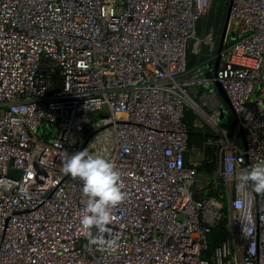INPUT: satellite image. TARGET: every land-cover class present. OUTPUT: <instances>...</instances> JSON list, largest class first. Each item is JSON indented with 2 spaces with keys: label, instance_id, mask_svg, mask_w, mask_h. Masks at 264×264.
<instances>
[{
  "label": "built area",
  "instance_id": "1",
  "mask_svg": "<svg viewBox=\"0 0 264 264\" xmlns=\"http://www.w3.org/2000/svg\"><path fill=\"white\" fill-rule=\"evenodd\" d=\"M210 1L0 0V264H264V194L237 187L264 161V0H232L217 63ZM190 125L209 126L202 185ZM78 151L121 175L115 250L79 225Z\"/></svg>",
  "mask_w": 264,
  "mask_h": 264
},
{
  "label": "clouds",
  "instance_id": "2",
  "mask_svg": "<svg viewBox=\"0 0 264 264\" xmlns=\"http://www.w3.org/2000/svg\"><path fill=\"white\" fill-rule=\"evenodd\" d=\"M61 171L72 178L83 182V195L86 205L78 215L79 225L83 234L92 244H99L108 250L118 247V240L104 239L108 225L113 222L112 210L122 203L126 197L124 184L115 165L99 155L78 151L62 157ZM238 189L249 185L254 192L264 194V161L252 165L241 172L238 177ZM97 230L96 235L92 229Z\"/></svg>",
  "mask_w": 264,
  "mask_h": 264
},
{
  "label": "rangeland",
  "instance_id": "3",
  "mask_svg": "<svg viewBox=\"0 0 264 264\" xmlns=\"http://www.w3.org/2000/svg\"><path fill=\"white\" fill-rule=\"evenodd\" d=\"M228 1L229 0H211L208 6V9L205 12V15L203 16V18L200 21V30L201 33H203V35L207 32L208 28H213L214 29V33L215 36H213L214 40H215V46H216V42L219 41L220 39V34L222 31V21H224V16L226 14L227 8H228ZM221 11V13H219ZM230 31V30H229ZM229 40H232L234 37V34L229 32ZM201 35V34H199ZM202 48L203 51L206 52V44H202ZM190 90V89H189ZM214 91L217 93V97L219 99V106L221 108V110L225 113L226 116V124L222 123V125H224L225 127H229L230 122L233 121L234 119V114L230 108V106L225 102V100L223 99V97L221 96V92H220V87L216 84L214 87ZM190 111L187 113V117H191L194 118V111L189 108ZM97 114L92 112L90 113V116L94 117ZM197 117V116H196ZM190 119V120H191ZM209 126L206 125L204 126L202 129L199 130V132L201 133V135L203 136V131H205ZM212 131V130H211ZM213 132V131H212ZM199 134H192V136H190V142L191 144L194 145V158L196 161H201V159H203L204 155L203 153L205 152L207 146H205V144L203 143L204 139L201 140ZM241 135V133H240ZM242 136V135H241ZM10 175L14 176V177H18L17 172H13L12 170L9 171ZM205 172H203V169L200 170L199 173V180L198 183L199 184H203V178H204ZM210 175V174H209Z\"/></svg>",
  "mask_w": 264,
  "mask_h": 264
},
{
  "label": "trees",
  "instance_id": "4",
  "mask_svg": "<svg viewBox=\"0 0 264 264\" xmlns=\"http://www.w3.org/2000/svg\"><path fill=\"white\" fill-rule=\"evenodd\" d=\"M219 13H221V11ZM224 18H225V16H224ZM223 22L224 21H222L221 27H223ZM197 34H201L200 26L197 27ZM219 43H220V39H219L218 42H216V51H217V48H218ZM186 56H187L188 64H190V61L191 60L193 61V58H194L193 57V54H192V52H191L190 49H188ZM189 129H190L189 130L190 131V136H192V134H199V135H201V133L199 132V130L198 129H194L191 125L189 126ZM190 136H189V142H190ZM204 138H205L204 135L203 136L202 135L200 136V139L201 140H203ZM204 153H205V156H206L205 160H202L201 162H199L196 165V168L198 170L207 169L209 171H212L214 169L213 160H212V158H213V156H212V149L209 148V147H207ZM209 159H211V161H208ZM224 233H225V227H224V221H223L221 223V225L215 230L214 240H217L218 238L222 237V235Z\"/></svg>",
  "mask_w": 264,
  "mask_h": 264
},
{
  "label": "water",
  "instance_id": "5",
  "mask_svg": "<svg viewBox=\"0 0 264 264\" xmlns=\"http://www.w3.org/2000/svg\"><path fill=\"white\" fill-rule=\"evenodd\" d=\"M231 2L232 0H229L228 1V8H227V11H226V14H225V18H224V22H223V27H222V31H221V34H220V43L218 45V48H217V58H216V61L215 63H217L218 61V56H219V53L223 47V42H224V39H225V36H226V33H227V29H228V22H229V11H230V5H231ZM216 84L220 87V92H221V96L223 97V99L225 100V102L230 106L229 104V100L222 88V86L220 85L219 82H216ZM231 108V107H230ZM232 110V109H231ZM222 118V115H220V119ZM236 121V118L233 119V123L232 125L235 123ZM231 125V126H232ZM93 133H90L89 136L87 137L86 141L88 140V138L92 135ZM242 136H244L243 132H241ZM86 141L84 142V144L86 143Z\"/></svg>",
  "mask_w": 264,
  "mask_h": 264
},
{
  "label": "crops",
  "instance_id": "6",
  "mask_svg": "<svg viewBox=\"0 0 264 264\" xmlns=\"http://www.w3.org/2000/svg\"><path fill=\"white\" fill-rule=\"evenodd\" d=\"M193 61H194V59H193ZM193 61L191 60V61H190V64H192Z\"/></svg>",
  "mask_w": 264,
  "mask_h": 264
}]
</instances>
